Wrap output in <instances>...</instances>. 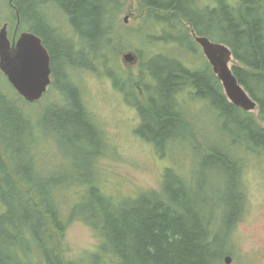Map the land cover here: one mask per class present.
<instances>
[{"label":"trees","instance_id":"trees-1","mask_svg":"<svg viewBox=\"0 0 264 264\" xmlns=\"http://www.w3.org/2000/svg\"><path fill=\"white\" fill-rule=\"evenodd\" d=\"M135 1L137 10L144 13L143 28L150 26L145 19L162 24L163 39L179 28L183 35L178 41L170 40L189 45L183 41L191 39L183 20L196 33L227 44L240 63L232 68L238 83L258 104V120L226 99L207 62L201 65L203 74L179 62L158 64L156 57L145 68L140 62L138 79L125 74L119 84L125 101L142 117L138 136L151 142L161 158L176 141L184 140L197 156L189 179L175 175L168 166L161 172L159 189L146 187L135 197L109 195L102 191L106 172L99 165L106 140L100 123L82 101L79 89L87 85H77L82 72L76 70L99 74L97 67L105 59L106 48L115 50L118 16L130 1L3 0L7 20L15 22L16 31L35 33L48 49L52 86L44 96L51 91L53 99L46 100L39 115L38 106L28 104L29 114L21 119L19 104L27 102L0 71V264H207V254L213 256L211 264H222V255L230 250L231 224L247 201V192L235 188L242 178V167L235 172L239 156L226 151L223 139L218 148L203 143L179 94L191 89L190 95L195 91L197 98H205L223 118L224 129L226 119L234 123L237 133L232 142L243 139L246 150L254 148L264 158L260 124L264 121V0H241L236 9L227 0H218L217 9L211 11H199L198 0ZM199 17H208L213 26L204 29L198 25ZM155 68L168 71L166 78ZM111 79L117 85L114 75ZM176 82L179 86L172 94ZM151 105L157 110L152 111ZM29 106L34 109L27 110ZM46 137L59 145L55 159L49 155L54 148L46 144ZM211 166L221 174L216 175L218 189L209 198L204 169ZM70 188L77 197L67 196ZM104 211L113 216H104ZM229 212L233 214L227 217ZM75 219L91 227L101 243L87 258L66 262L55 253V242ZM118 231L120 239L114 240Z\"/></svg>","mask_w":264,"mask_h":264},{"label":"rangeland","instance_id":"rangeland-1","mask_svg":"<svg viewBox=\"0 0 264 264\" xmlns=\"http://www.w3.org/2000/svg\"><path fill=\"white\" fill-rule=\"evenodd\" d=\"M235 3L236 0L231 1ZM3 0H0V26L4 22H8V38L11 40L15 33V22L7 20L9 16L8 8L2 5ZM200 10L204 6L210 5V0H198ZM125 8L130 6V3L125 4ZM128 19L124 21V17ZM144 13L137 10L135 2H131L130 12L120 13L116 23L115 50L110 51L106 48L105 59L98 64L99 74L91 76L85 69H77L76 72H82L81 80L77 84L85 83L86 89L80 87L82 91V101L86 108H90L92 116L96 117L101 124L104 132L107 145L105 147L106 156L99 161V165L103 166L106 174L103 176L104 182L102 188L106 193L116 198L133 196L136 190L146 187L159 189L162 179L161 172L164 167L172 166V171L177 176H185L189 179L190 172L193 168L192 160L196 158V152L187 146V141H176L175 147L165 152V157L161 158L158 153L150 145H147L136 137L132 132L137 127L135 119L138 121L136 109L130 107L125 102V95L120 91L119 84L123 81L125 74L131 73L136 79L139 76V66L145 68V64L156 63H173L179 62L183 67L189 66L195 68L201 74L205 73L201 65L207 60L200 47L193 41L191 46L195 48V55L189 52V45L175 43L170 38L178 39L183 35L182 30H173L171 36L163 39L161 36L162 24L145 19V22L150 26L144 27L142 17ZM210 22H204V29ZM135 29L134 32H130ZM142 29V31H140ZM144 29V30H143ZM226 30V29H225ZM139 31V32H137ZM21 31H16L18 35ZM164 33V32H163ZM117 35L119 39L117 40ZM190 38L191 35H190ZM130 51L140 57L141 61L135 64H125L122 61V54ZM141 53H140V52ZM116 54V55H115ZM197 56V57H196ZM153 57H156L153 59ZM206 60V61H205ZM97 62L95 61V65ZM239 66L240 63L236 60H231L229 66ZM125 70H124V69ZM108 71L105 74V71ZM111 75H114L117 80V85H114ZM144 75H150L149 71H144ZM146 79L149 77L146 76ZM1 78V81H4ZM138 86L143 87L140 83ZM145 85V84H144ZM148 87L153 85L148 84ZM147 87V88H148ZM191 89L182 91L179 97L183 98L185 111L191 115L194 124L196 125L200 137L205 145H210L213 148H218L223 139L224 148L227 152L235 151L239 159L235 160V165H238L235 172L240 170V159H243L241 168L242 178L241 183H238L235 188L242 189L247 192L246 212L242 214L240 219L235 223V231L231 232L230 262L228 264H264V158L258 156L254 148L250 151L246 150V145L242 140L233 143L232 140L236 136V128L234 123L228 122L226 119V127L223 128V118L216 113L206 99H199L196 92H192V96L188 95ZM50 91V90H49ZM50 91L49 95L35 103L37 114L41 111V106L46 105L48 98L53 99ZM28 103H20L18 111L20 118H26L29 114L26 111ZM258 106L253 109L252 114L258 120ZM33 106H29L27 110H33ZM39 109V110H38ZM31 113V112H30ZM34 114V113H32ZM233 122V121H232ZM262 127L264 121L260 120ZM243 133H240L239 138H242ZM46 144L54 146V141L50 137H46ZM56 146L59 147L57 144ZM48 148L43 149L46 153ZM41 151V150H40ZM57 157L59 154L56 152ZM54 159L56 158L53 157ZM208 175V183L205 189L206 197L212 198L213 191L218 189L215 183V177L221 174V170L213 166L204 169ZM243 183V184H242ZM225 192V191H223ZM71 193L76 195L74 188L67 190V196ZM77 197V195H76ZM67 204L64 207L66 209ZM61 252L65 256L66 262H76L87 258L89 254L95 252L97 245L101 239L98 234L84 222L74 220L69 224L63 236H61ZM105 264H110L106 261ZM222 264L223 261H222Z\"/></svg>","mask_w":264,"mask_h":264},{"label":"water","instance_id":"water-1","mask_svg":"<svg viewBox=\"0 0 264 264\" xmlns=\"http://www.w3.org/2000/svg\"><path fill=\"white\" fill-rule=\"evenodd\" d=\"M194 40L201 46L208 58L214 74L222 81L226 98L243 110H253L256 102L238 83L228 63L230 49L223 43L210 41L206 36H198L191 31ZM124 63H134L137 56L133 52L122 55ZM0 71L8 83L26 101L40 99L50 83V56L41 38L29 31H23L17 39L9 40L7 23L0 27ZM230 262L229 255L224 258Z\"/></svg>","mask_w":264,"mask_h":264},{"label":"bare ground","instance_id":"bare-ground-1","mask_svg":"<svg viewBox=\"0 0 264 264\" xmlns=\"http://www.w3.org/2000/svg\"><path fill=\"white\" fill-rule=\"evenodd\" d=\"M197 21H198V25H200V26H204V22L206 23L207 21H208V17H203V19H201L200 17L197 19ZM43 29V28H42ZM46 29V28H45ZM47 30V29H46ZM47 32H48V30H47ZM183 41L186 43V44H189V45H191L192 43H193V40H191V39H188V38H186V39H183ZM97 47H98V45L97 46H95L94 47V49L95 50H97ZM82 56V55H81ZM83 58V57H82ZM85 59V58H84ZM161 69V68H160ZM160 69H158V68H155L154 70L155 71H157V72H159L161 75V78L162 79H164V78H166V76H167V73H168V71H164V70H160ZM260 72H262L261 70H260ZM215 77H216V79L218 80V82H219V84H220V86L222 87V81L215 75ZM179 83H175L174 84V87H173V89H172V94H175L176 93V91H177V89H178V85ZM198 93V92H197ZM150 109L152 110V111H156L157 109L154 107V106H150ZM183 130V128L182 127H180V131H182ZM238 131L239 132H241V130H239L238 129ZM173 138L174 139H176V138H178L177 137V134H175V135H173ZM141 141L142 142H144V143H146V144H151V142H149L147 139H145V138H141ZM252 144V143H251ZM185 145H186V147H184V150H187V146L188 147H190L187 143H185ZM232 164L234 165V163L232 162ZM234 168H235V166H234ZM25 176H28V175H25ZM163 209H164V207H163ZM201 210H199V213H200V216H202L203 215V208H200ZM245 212H246V210H243V212L241 213V215L239 216V217H237L235 220H233V222H232V224H231V232H233V231H235V229H234V226H235V223L240 219V217L242 216V214L243 215H245ZM233 214V213H232ZM230 212L228 213V215H227V217H230L231 215H232ZM103 215L104 216H113L110 212H103ZM112 226V225H111ZM120 236H121V232H116V238H114L113 236H112V238L114 239V240H119L120 239ZM230 237H231V234H230ZM55 253H57V254H59L60 256H62V258H65V256L63 255V253L61 252V238H57L56 239V242H55ZM226 256H228L227 254H223L222 255V260H224V258L226 257ZM220 257V259H221V255L219 256ZM212 259H213V256H210V255H206V263L207 264H211V262H212Z\"/></svg>","mask_w":264,"mask_h":264},{"label":"flooded vegetation","instance_id":"flooded-vegetation-1","mask_svg":"<svg viewBox=\"0 0 264 264\" xmlns=\"http://www.w3.org/2000/svg\"><path fill=\"white\" fill-rule=\"evenodd\" d=\"M211 10H216V4H215L214 7L211 8L209 11H211ZM207 22H210V24L207 25V26H213V23H211V21L208 20ZM207 22H206V23H207Z\"/></svg>","mask_w":264,"mask_h":264}]
</instances>
